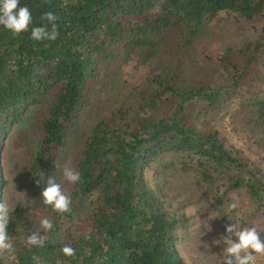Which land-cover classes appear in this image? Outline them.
Wrapping results in <instances>:
<instances>
[{
    "label": "trees",
    "instance_id": "obj_1",
    "mask_svg": "<svg viewBox=\"0 0 264 264\" xmlns=\"http://www.w3.org/2000/svg\"><path fill=\"white\" fill-rule=\"evenodd\" d=\"M160 3L20 0L32 14L28 31L13 35L0 27V148L5 141L26 147L14 127L33 107L43 112L22 185L29 197L9 211L13 249L0 252V264H223L228 223L255 227L264 239V154L248 157L230 137L252 127L264 142V38L223 54L210 78L178 79L193 42L220 12L254 21L264 16V0H163L153 13ZM45 12L56 15L57 36L33 41L32 27L50 30ZM115 46L149 67L151 89L133 108H115L91 128L76 160L81 179L64 190L70 211H54L40 193L49 178L62 183L57 171L76 113L95 68ZM225 116L245 127L226 130ZM4 185L0 176V190ZM233 202L238 207L229 211ZM198 216L222 224L206 239L209 251L187 230ZM44 218L50 230L41 227ZM32 234L42 247L27 243ZM65 246L74 255L65 256Z\"/></svg>",
    "mask_w": 264,
    "mask_h": 264
},
{
    "label": "rangeland",
    "instance_id": "obj_2",
    "mask_svg": "<svg viewBox=\"0 0 264 264\" xmlns=\"http://www.w3.org/2000/svg\"><path fill=\"white\" fill-rule=\"evenodd\" d=\"M262 38H264V16L248 21L234 13L220 12L193 42L188 54L189 60L181 64L179 81L191 84L199 78H210L216 73L219 59L223 54L237 52L247 43ZM95 71L96 79L91 85L85 103L76 113L69 143L57 171L61 176L62 191L70 186L63 173L67 169L75 171L77 155L91 128L115 108H133L151 89L147 80L150 75L149 67L138 66L136 55L126 57L120 46H115L110 59L97 66ZM42 117L43 112L40 108L33 107L26 114L23 122L14 127V130L20 129L24 132L26 147L17 149L9 141H5L0 148V176L5 182L0 190V197L9 211L18 202L29 197L22 185L25 171L31 164L40 138ZM222 122L226 130H231L230 125L233 124H237V127H245L244 123L230 121L229 116H225ZM250 129L252 127L247 129L244 135L233 133L230 137L233 141L239 142L246 156L257 159L264 154V142L261 140L259 130L255 132ZM250 132H253L252 136ZM93 200L94 197L83 200L82 212H87L91 208ZM221 228L222 224L219 220L211 216L204 218L198 216L188 224L187 230L192 231L203 248L209 251L212 244H208L206 239Z\"/></svg>",
    "mask_w": 264,
    "mask_h": 264
},
{
    "label": "clouds",
    "instance_id": "obj_3",
    "mask_svg": "<svg viewBox=\"0 0 264 264\" xmlns=\"http://www.w3.org/2000/svg\"><path fill=\"white\" fill-rule=\"evenodd\" d=\"M160 4H156L152 12H161ZM43 20L51 26L50 30L44 26L31 28L30 39L33 41L54 40L57 36L56 15L52 12L43 13ZM32 22V14L27 6L20 5V0H0V27L10 31L13 35H19L28 31ZM65 179L73 184L81 179L78 171L67 169L63 173ZM40 199L44 205H50L54 211L65 213L70 211L71 198L61 189V185L49 178L46 187L40 193ZM229 211L238 207V202H233L229 206ZM10 222L9 208L0 202V252H11L13 245L10 242L7 226ZM40 225L45 230H50L52 222L44 218ZM224 245L223 264H255L258 256H264V239L255 227L238 228L235 223H228L225 228V236L222 238ZM27 243L32 246H43V241L36 234L27 238ZM65 256L74 255V249L70 246L62 248Z\"/></svg>",
    "mask_w": 264,
    "mask_h": 264
},
{
    "label": "built area",
    "instance_id": "obj_4",
    "mask_svg": "<svg viewBox=\"0 0 264 264\" xmlns=\"http://www.w3.org/2000/svg\"><path fill=\"white\" fill-rule=\"evenodd\" d=\"M255 264H264V256H258Z\"/></svg>",
    "mask_w": 264,
    "mask_h": 264
}]
</instances>
